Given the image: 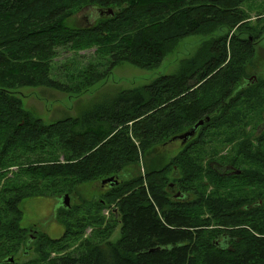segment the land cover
<instances>
[{
    "label": "trees",
    "instance_id": "obj_1",
    "mask_svg": "<svg viewBox=\"0 0 264 264\" xmlns=\"http://www.w3.org/2000/svg\"><path fill=\"white\" fill-rule=\"evenodd\" d=\"M249 1L0 0V264H264V78L246 80L253 39L207 41L175 74L49 124L17 96L87 93L120 62L157 69L182 39L248 19ZM89 7L114 14L70 24ZM60 50L92 57L60 81ZM200 121L176 155L157 153ZM141 153L145 174L126 172ZM111 177L119 183L81 200V184ZM171 183L190 198L174 200ZM65 195L74 203L56 212L61 238L21 226L23 200ZM31 248L36 257L21 263Z\"/></svg>",
    "mask_w": 264,
    "mask_h": 264
},
{
    "label": "rangeland",
    "instance_id": "obj_2",
    "mask_svg": "<svg viewBox=\"0 0 264 264\" xmlns=\"http://www.w3.org/2000/svg\"><path fill=\"white\" fill-rule=\"evenodd\" d=\"M110 9L113 10L114 8L111 7L103 10L90 7L85 8L70 19V24L75 27H90L99 17L110 14ZM242 9L248 19L242 21L240 24L233 27V29H230L227 25L222 26L210 37L193 35L182 39L157 69L144 70L128 62H120L107 78L98 82L87 93L78 94L73 91L62 92L45 86L20 88L17 90V96L23 101L24 108L31 111L36 117L41 118L47 124L63 116L77 117L85 109L94 108L110 98L115 97L120 92L141 88L161 76L175 74L180 69L183 62L194 57L205 42H213L214 40L217 42V39L222 38L226 34L228 35L227 38H231L235 35L241 38L253 39V42H255L256 54L251 62L250 73L247 75L248 77L246 80L250 82L251 80L256 81L258 78L263 79L264 0H250L242 5ZM246 28H255L256 32L252 34L251 31ZM212 52H215V50L213 49ZM91 57L92 51L85 53L82 58H76L73 54L63 53L60 50L57 59L53 63L54 69L51 77L60 81H65V73L71 75L82 71L88 65ZM61 66L66 68L60 69ZM180 140L181 139H175L167 143L164 147L159 148L157 153L163 154L166 158L176 155L182 148ZM139 156V166L133 165L127 168L128 171L126 172L139 170L142 175L145 174L147 167L145 166V157L142 153ZM149 158H153V153L149 155ZM78 189L81 200L92 201L104 193L105 186H102V182L84 183L81 184ZM70 203H74V199L72 201L70 199ZM62 206V198H26L21 203V209L24 214L21 226L32 231V236L33 234L35 235V230H39L42 233H47L54 239H59L62 237L63 232L60 230L56 231L54 227L63 228L56 219V212ZM112 208L114 209V207ZM104 214L106 217H109L110 210H105ZM90 232L91 229L88 230L87 234L89 235ZM118 237L119 228L112 237V240H116ZM34 240L35 237L33 241ZM25 254L28 258L23 260L19 257L21 263L36 257L32 248L25 250Z\"/></svg>",
    "mask_w": 264,
    "mask_h": 264
},
{
    "label": "water",
    "instance_id": "obj_3",
    "mask_svg": "<svg viewBox=\"0 0 264 264\" xmlns=\"http://www.w3.org/2000/svg\"><path fill=\"white\" fill-rule=\"evenodd\" d=\"M110 12V14H114L113 13V10H109ZM256 79V78H255ZM210 119L208 118L206 121H209ZM204 121H200L198 124H196L193 128H191L189 131H187L186 133H184L183 135H180V136H178L177 138H175V139H182L183 141H184V143H185V141H187L189 138H192V137H194L195 136V134H196V132H197V130L201 127V126H203L204 125ZM119 183V181L116 179V178H114V177H111V178H108V179H105V180H103L102 181V185L103 186H106V185H111V186H113V185H115V184H118ZM173 192H174V190H173ZM181 195V193L180 192H178L176 195H175V198H178L179 196ZM63 206L64 207H66V208H70L71 207V203H70V199H71V197L69 196V195H65L63 198ZM263 202L261 201L260 202V204H262ZM30 244V243H29ZM10 261L12 262V263H14V259H13V257H11L10 258Z\"/></svg>",
    "mask_w": 264,
    "mask_h": 264
},
{
    "label": "flooded vegetation",
    "instance_id": "obj_4",
    "mask_svg": "<svg viewBox=\"0 0 264 264\" xmlns=\"http://www.w3.org/2000/svg\"><path fill=\"white\" fill-rule=\"evenodd\" d=\"M101 15H102V13H101ZM259 131H261V129H260ZM196 133H197V132H196ZM195 136H196V134H195ZM195 136H194V137H195ZM194 137H192V138H194ZM192 138H189L187 141H185V143H184V141L181 139V140H180V142H181V144H182L181 146H182V147L186 146ZM218 168L221 169L220 166H219ZM238 173H239V172H238ZM109 185H110V184H109ZM102 186H103V185H102ZM106 186H108V185H106ZM169 190H170L171 193L173 194V196H174V200L186 201L187 199L190 198L189 194H187V193H182V192H180L181 195H180L178 198H175V195L179 192V191H178L179 189H178L177 186H176L175 184H173V183H171V184L169 185ZM173 190H174V192H173Z\"/></svg>",
    "mask_w": 264,
    "mask_h": 264
},
{
    "label": "crops",
    "instance_id": "obj_5",
    "mask_svg": "<svg viewBox=\"0 0 264 264\" xmlns=\"http://www.w3.org/2000/svg\"><path fill=\"white\" fill-rule=\"evenodd\" d=\"M54 228L56 229V231H58V230H60V231H62V232L64 231L63 228H59V227H57V226L54 227Z\"/></svg>",
    "mask_w": 264,
    "mask_h": 264
},
{
    "label": "bare ground",
    "instance_id": "obj_6",
    "mask_svg": "<svg viewBox=\"0 0 264 264\" xmlns=\"http://www.w3.org/2000/svg\"><path fill=\"white\" fill-rule=\"evenodd\" d=\"M159 249H160V248H159ZM159 249H158V250H159Z\"/></svg>",
    "mask_w": 264,
    "mask_h": 264
}]
</instances>
